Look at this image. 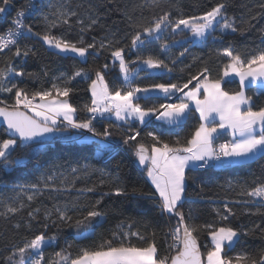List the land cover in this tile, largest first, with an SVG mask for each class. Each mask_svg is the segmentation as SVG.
<instances>
[{
    "label": "trees",
    "instance_id": "1",
    "mask_svg": "<svg viewBox=\"0 0 264 264\" xmlns=\"http://www.w3.org/2000/svg\"><path fill=\"white\" fill-rule=\"evenodd\" d=\"M16 2L10 0L13 12ZM221 2L227 4L226 15L235 18L240 29L237 32H221L217 27L205 42L196 44L186 39L189 33L187 30L178 31L174 36L165 32L164 39H167L170 45L166 52L160 50L163 39L148 42L139 50L126 49L125 52L127 60H135L137 55H154L164 59L173 68L170 73L157 70L151 76H146L145 71H141L136 80L141 86L169 81L183 84L204 67L210 70L212 79H217L222 76L224 66L229 61V58L222 54L229 45L234 53H239L244 58L264 51V0H159L158 7L152 0H40L37 11L27 21L33 32L43 33L48 22L42 19V14H47L49 22H57V26L50 29L52 35L72 42L83 39L84 45L95 42L97 49L90 50L91 54L82 60L70 53L62 54L48 49L38 37L26 35L21 37L19 44L21 47H28L34 54L30 53L22 61L23 56H14V48L8 50L0 54V68L6 67L10 62L17 70L23 69L26 75L10 78L9 83L17 84L29 94L50 89L54 83L65 86L67 77L72 76L77 69L89 70L87 79L77 77L67 84L71 89L67 99L77 109L74 118L88 119L91 113L84 111V106L91 104L89 84L96 69L108 65L104 77L110 90L123 86L122 76L110 54L111 49H99L101 41L110 40L115 47H123L130 44L131 36L136 31L148 26L154 18L165 12H171L173 17L178 14L199 15ZM0 6H3V0H0ZM60 12H75L77 15L69 17V24H63L59 21ZM93 19L97 21L95 24H91ZM10 20L8 16L4 23L0 21V31L5 30ZM82 28L85 30L81 31ZM172 40L180 42L173 44ZM185 48L188 52L180 56ZM173 60L176 61L175 64H172ZM28 73L32 75L29 76ZM58 77L60 79H57ZM225 81L227 82H222L224 90H239L237 79ZM195 83L196 81H193L189 87ZM258 91L249 87L248 96L253 97L254 107H264V94L257 95ZM179 95L180 93H177L173 96L172 102H178ZM0 97L10 104L15 102L14 92L0 93ZM164 102L162 98L140 101L145 105ZM98 121L93 124L95 129L103 132L107 128L112 133L110 139L114 146L122 148H115L110 155L103 154L97 143L103 138L98 136L90 140H56L45 143L17 166L5 170L0 165V264H7L6 258L15 249L41 233L46 238L56 237L55 242L44 249L46 264L49 260H59L55 253L62 249L75 258L82 248L94 249L105 240L112 239L114 245H119L123 238L122 233L129 232H139L145 239L129 236L126 243L144 247L154 241L159 256H171L176 253V248L171 247L174 241L171 233L178 226V217L161 211V200L146 178V167L138 166L134 152L137 141L151 146L153 141L146 135L148 131H157L161 139L169 144H174L177 139L181 144H186L201 122L199 116L193 110L180 125H168L154 119L150 120L147 126L136 122L117 124L105 118ZM129 127L140 129L141 136L137 141L124 144L123 140ZM67 130L68 134L73 136L79 131L71 128ZM7 138L5 129L0 127V139ZM223 139H231L228 132L220 134L215 144ZM21 151L17 148L9 160L14 159ZM73 169L77 171L73 172ZM190 175L195 177V182L189 181L186 198L179 210L186 218L191 214L190 223L213 227L230 226L237 230L238 240L230 248L225 247L222 254L236 264H251L252 260L259 264L264 257V199L248 197L241 193L264 184V157H258L246 164L197 169ZM47 176L53 177V180L49 181L50 184L63 190L44 188L41 177ZM33 183H40L39 191L27 187L21 190L16 187ZM117 187L124 188L129 195L116 196L114 190ZM89 188L94 191H87ZM134 189L137 190L136 194H133ZM34 193V199L29 201L27 197ZM106 193L108 195H105ZM98 200L101 201L99 210L104 215L95 223L88 237L82 238L85 231L83 226L70 227L58 220L57 208L68 211L75 220ZM21 203L24 207L20 208L19 212H7L8 206L19 207ZM225 205L231 209V214L226 211ZM37 209L39 211H36ZM29 212L34 213V218L28 215ZM46 213H50L47 218ZM225 215L227 220L221 218ZM113 233L117 234L116 238H113ZM197 235L201 253L205 257L207 249L204 246L207 245L209 249L212 247L208 230L201 229ZM237 256H246L247 259L242 258L237 262ZM14 259L18 264L19 256Z\"/></svg>",
    "mask_w": 264,
    "mask_h": 264
},
{
    "label": "snow or ice",
    "instance_id": "2",
    "mask_svg": "<svg viewBox=\"0 0 264 264\" xmlns=\"http://www.w3.org/2000/svg\"><path fill=\"white\" fill-rule=\"evenodd\" d=\"M152 3L159 6V0H152ZM9 4L10 0H3L4 6H0V14L7 11L6 6ZM226 8L227 4L221 2L199 15L178 14L173 17L171 12H165L154 18L148 26L136 31L131 36L130 44L115 47L110 40L101 41L99 49H111L112 58L119 62L123 86L110 90L104 77V71L107 70L108 65L105 64L101 69H96V79L92 80L89 85L91 104L84 106V111L91 113V117L88 119L77 120L74 118L77 109L67 99L71 92L67 84L77 77L87 79L89 70L77 69L72 76L67 77L65 86L54 83L50 89L37 90L29 94L26 89L17 84L9 83L12 77H24L26 73L23 69L17 70L10 62L6 67L0 68V93L14 92L15 96V102L11 104L6 100H0V118L6 124L5 131L9 136L7 139H0V165L5 170L23 163L33 151L43 147L45 137H52L68 128L86 130L94 136L102 137L103 139L97 142L100 151L110 155L115 151L114 143L110 139L112 133L107 128L103 132H98L92 123L96 116L103 117L105 113L125 124L138 122L141 126H147L150 123L149 118L154 117L168 125H180L194 110L199 113L201 121L186 144H181L179 139L174 144H169L161 139V135L157 131H148L146 135L151 138L153 143L151 146H147L137 141V138L141 136V130L134 127L127 129L128 134L123 140L124 144L137 141L134 155L139 164L146 167L147 176L151 179L160 197L161 211L178 217V226L171 233L175 242L171 247L176 248L175 255L159 256L154 241L147 243L144 247L126 243L129 236L145 239L139 232H129L122 233L123 238L119 245H114L112 239L105 240L103 244L94 249L82 248L75 258L62 249L55 253L59 260L55 262L49 260L47 264H61V262L63 264H205L197 235L201 229L208 230L212 244L210 249L207 245L204 246L207 249L206 264H233V260L226 258L222 253L225 247L230 248L238 240L237 230L230 226L213 227L212 225L190 223L191 214L186 218L179 209L186 198L189 181L195 182V177L190 173L197 169L246 164L258 157H264V107L254 110L253 97L245 93V89L249 85H257L259 82L260 89L257 95L264 94V51L244 58L239 53H234L229 45L222 52L229 58V61L224 66L220 78L212 79L210 70L204 67L183 84L169 81L144 86L136 83L141 71H145L146 76H151L157 70L170 73L173 68L159 56L137 55L135 60L125 58L126 49L139 50L153 40L163 39L164 42L160 44V50L166 52L170 45L168 40L164 39L165 32L174 36L178 31L187 30L191 33V37L186 39L192 44L205 42L217 27L221 32L225 30L237 32L240 29L237 27L236 20L234 17L226 15ZM36 11L37 7L32 0H29L25 9L18 11L12 22L13 26L7 29L6 34L0 35V53L5 50L11 51L14 48L15 57L27 58L32 50L26 46L21 47L19 44V38L26 35L38 37L44 44L58 50L59 53H71L79 58L86 59L87 55L91 54L90 50L97 49L95 42L84 45L83 39L72 42L52 35L50 29L56 27L57 22H49L47 14H42V19L48 22L43 33L33 32L32 27L25 24L24 17L34 14ZM76 15L75 12H60L59 21L69 24V17ZM96 22L93 19L91 24ZM78 23H82V21H78ZM91 24L88 26L89 28ZM84 30V28L81 29V31ZM179 42L171 41L173 44ZM187 52L188 49L185 48L180 56H184ZM175 63L176 61L173 60L172 64ZM27 75L31 76L32 74L28 73ZM233 76L239 78V90L235 92L224 90L221 86L222 81L227 82L225 78ZM193 81H196L195 85L189 88ZM153 93L157 95L153 96ZM177 93L181 94L177 97L179 102H172V97ZM161 98L165 101L164 103L150 105L140 103L141 100L149 101ZM21 107L27 111H21ZM29 112L32 115H29ZM61 118L65 122L64 128L58 126V119ZM222 132H229L232 139L217 145L215 141ZM81 137L84 140L91 139V137H83L82 133ZM17 148L22 150L21 153L9 160ZM75 171L77 169H73V172ZM52 180V176L41 177L44 188L62 191L63 189L56 188L49 183ZM40 186V183L16 185L21 190L27 187L37 191ZM87 191L91 192L94 189L89 188ZM136 191L134 189L133 194H136ZM114 194L116 196L129 195L122 187H117ZM241 194L264 199V184H259L251 190H244ZM34 195L35 193L29 195L27 199L33 200ZM100 202L96 201L86 213L75 220L68 214V211L57 208L58 220L70 227L81 228L83 226L85 231L82 238H86L92 233L95 223L104 215L98 207ZM23 207V203L19 207L8 206L7 212L15 214ZM225 209L231 214V209L227 205H225ZM28 215L34 218L33 212H29ZM49 215L50 213H46V218ZM221 218L227 220L228 217L225 215ZM116 235L113 233V238H116ZM55 240V236L46 238L43 233L36 235L22 247L15 249L6 258L7 264H16L14 258L17 255L20 258L18 264H46L44 249L51 246ZM68 247L70 248L71 245ZM242 258L247 259L246 256H237L236 261L239 262ZM251 264H258V262L252 260ZM259 264H264V257L261 258Z\"/></svg>",
    "mask_w": 264,
    "mask_h": 264
},
{
    "label": "built area",
    "instance_id": "3",
    "mask_svg": "<svg viewBox=\"0 0 264 264\" xmlns=\"http://www.w3.org/2000/svg\"><path fill=\"white\" fill-rule=\"evenodd\" d=\"M15 1H17L16 3H14V6L16 7V9H15V11L13 12H11V14H9L8 16L11 18V20H10V22H9V24L7 25V27L5 28V30H2V31H0V35H3V34H6V31H7V29H9V28H11L12 26H13V20L16 18V16H17V13H18V11H20V10H22V9H25L26 8V6L28 5V3H29V0H15ZM39 1L40 0H32V2L36 5V7L38 6L37 4L39 3ZM10 7H12L11 5H10ZM31 15H33V14H31ZM31 15H26L25 17H24V22H25V24L27 25V21L29 20V18H30V16ZM7 16V17H8ZM6 17V18H7ZM20 39H21V37L19 38V41H20ZM6 51H8V50H5L4 52H6ZM3 52V53H4ZM1 54V53H0ZM22 61H24V57L22 58ZM0 100H1V97H0ZM94 121H98V119H93V121H92V123H94ZM77 130V129H76ZM81 133L83 134V137H85V136H91V137H95L92 133H89V132H87L86 130H79L78 131V134L77 135H75V136H73V135H68L67 136V138H65V139H68V140H74V139H78V138H80V139H83L82 137H81ZM62 138L63 137H61V140H62ZM229 139H223V140H220V141H218V144H220V143H224V142H226V141H228ZM217 144V145H218ZM115 148H117V149H120V148H122V146H115ZM175 242L173 241L172 242V244H174ZM233 264H236V263H234L233 262Z\"/></svg>",
    "mask_w": 264,
    "mask_h": 264
},
{
    "label": "rangeland",
    "instance_id": "4",
    "mask_svg": "<svg viewBox=\"0 0 264 264\" xmlns=\"http://www.w3.org/2000/svg\"><path fill=\"white\" fill-rule=\"evenodd\" d=\"M187 37L188 38H190L191 37V33L189 32L188 34H187ZM46 45V44H45ZM46 47L48 48V49H54V48H50L48 45H46ZM54 50H56V49H54ZM56 51H58V50H56ZM62 54H64V53H62ZM71 54V53H70ZM72 55H74V54H72ZM75 56V55H74ZM79 58V57H78ZM79 59H82V60H85V58H79ZM113 61H114V59H113ZM116 64H117V67H118V69H119V62L118 61H114ZM222 74H223V72H222ZM234 77V76H233ZM233 77H228V78H225V80H232L233 79ZM13 78V77H12ZM235 79H237L238 81H239V78L238 77H234ZM94 79H96V77L94 76V78L92 79V80H94ZM91 80V81H92ZM223 82V81H222ZM90 84H91V82H90ZM89 84V85H90ZM221 86H222V84H221ZM193 87V86H192ZM253 87L254 88H256L257 90H259L260 89V85H259V82H258V84L257 85H253ZM189 88H191V87H189ZM222 88H223V86H222ZM248 90H249V88H246L245 89V93H246V95H248ZM187 91V90H186ZM89 92H90V90H89ZM91 93V92H90ZM154 94H156V93H153V95ZM181 95V94H180ZM179 95V96H180ZM202 98V97H201ZM179 102V101H178ZM254 102V101H253ZM253 107H254V103H253ZM21 108H23V107H21ZM193 108H194V106H193ZM255 108H257V107H254V109ZM24 109V108H23ZM258 109V108H257ZM26 110V109H25ZM197 113V115L199 116V113L198 112H196ZM91 117V116H90ZM100 118H105V119H107V120H113L114 122H116L117 124H122L123 122H121V121H117L116 119H115V117L114 116H111V115H109L108 113H105V115L103 116V117H101V116H96V118L95 119H100ZM150 120H153L154 119V121H158V120H156L154 117H151V118H149ZM95 122H97V121H94V123ZM99 122V121H98ZM158 122H161V123H164L163 121H158ZM93 123V124H94ZM133 123V122H132ZM136 123H138V122H136ZM64 124L65 123H58V125L60 126V127H64ZM125 124V123H124ZM139 124V123H138ZM164 124H166V123H164ZM223 133V132H222ZM221 133V134H222ZM229 133V132H228ZM68 135H70V134H67V136ZM229 135H230V133H229ZM67 136H64L63 138H62V141H67L68 139H65V138H67ZM231 136V135H230ZM85 137H91L90 135L88 136H85ZM92 138V137H91ZM102 140V139H101ZM146 178L147 179H149V181H150V183H151V185H152V187H153V189L155 190V186L152 184V182H151V179L147 176V171H146ZM157 195H158V193H157ZM158 197H159V195H158ZM160 198V197H159ZM209 240H210V243H211V238L209 237Z\"/></svg>",
    "mask_w": 264,
    "mask_h": 264
},
{
    "label": "water",
    "instance_id": "5",
    "mask_svg": "<svg viewBox=\"0 0 264 264\" xmlns=\"http://www.w3.org/2000/svg\"><path fill=\"white\" fill-rule=\"evenodd\" d=\"M3 6H4V5H3ZM6 8H7V11H6L5 13H3V14H0V21L3 22V23L6 21V19H7L6 17H7L9 14H11V12H12V8L10 7V4L7 5ZM21 111H26V110L23 109V108H21ZM28 114L31 115L30 113H28ZM0 127H3V129H6V124L3 122V119H2V118H0ZM67 134H68V130H66V131H62V132H58V133H56V134H55L54 136H52V137H45V138H44V139H45V143H50V142H53V141H56V140H61V137L67 136ZM6 135H7V137L9 138L7 132H6ZM45 143H44V144H45ZM137 164H138L139 167H141V168H145L144 165H140V164H139L138 159H137ZM181 235H182V233H181ZM175 254H176V253H175ZM175 254H173V255H175ZM202 259L204 260V255L202 256Z\"/></svg>",
    "mask_w": 264,
    "mask_h": 264
},
{
    "label": "crops",
    "instance_id": "6",
    "mask_svg": "<svg viewBox=\"0 0 264 264\" xmlns=\"http://www.w3.org/2000/svg\"><path fill=\"white\" fill-rule=\"evenodd\" d=\"M233 78H234V77H233ZM249 87H253V85H249L247 88H249ZM178 94H179V93H178ZM255 109H257V108H255ZM255 109H254V110H255ZM58 121L61 122V123H65V122L62 121V118H61V119H58ZM230 137H231V136H230ZM231 139H232V137H231ZM204 261H205V264H206V255H205V257H204Z\"/></svg>",
    "mask_w": 264,
    "mask_h": 264
}]
</instances>
